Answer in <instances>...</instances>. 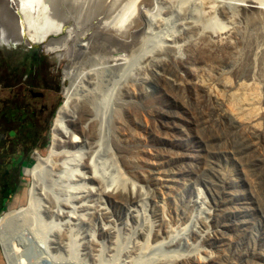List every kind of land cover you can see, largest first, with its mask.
I'll use <instances>...</instances> for the list:
<instances>
[{"label":"rangeland","instance_id":"374dc122","mask_svg":"<svg viewBox=\"0 0 264 264\" xmlns=\"http://www.w3.org/2000/svg\"><path fill=\"white\" fill-rule=\"evenodd\" d=\"M249 1L257 2L264 12V0H148L142 8L149 22L141 26L113 32L112 27L74 28L73 21L68 22L65 31L74 29V37L91 44L86 51L91 59L72 52V39L60 51L49 53L45 46L29 49L24 44L15 48L0 45V163H6L0 170V218L10 209L28 205L32 179L26 171L35 164L37 155L46 157L51 148L54 119L65 101L63 90L69 85L66 72L73 78L91 70L98 88L89 89L97 102L98 118L102 122L107 119V127L116 90H112L113 72L104 63L108 58L106 50L126 43L125 53L121 54L130 62L123 81L146 78L143 90L149 93L144 101H132L145 114L135 119L124 114L122 132L132 139L130 145L137 163L136 172L127 175L128 184L114 172L107 141L104 147L100 142L96 150L103 181L126 184L127 191L136 194L139 207L135 213L109 206L114 213L110 222L90 214L82 216L81 212L63 214L66 219L58 221L62 217L51 216L44 206L42 210L38 206V212L29 213L23 231H11L10 246L0 239V264H8L4 249H10L13 262L20 264H264V134L257 137L255 131H237V155L232 156L227 152L224 125L207 129L193 125L190 130L179 120L213 118L220 125L217 118L221 114L212 104L215 94L210 90L221 87V77L234 79L233 75L247 65L250 75L234 83L262 85L264 93V13L244 11L253 10L250 5L245 7ZM134 3L138 1L117 0L115 14L124 15ZM60 6L57 9L62 13ZM9 12L5 0H0V43L1 39L7 41L3 28L11 35L17 34L11 23H3L10 22ZM188 22H194V26ZM225 28L233 31L229 41L236 48L230 68L223 67L230 60L212 55L207 45L197 50L208 42L211 33ZM65 31L57 40L64 37ZM213 40L210 38V44ZM196 43L199 46L191 47ZM159 61L164 62L161 69L154 65ZM160 70L173 81L164 84L157 77ZM73 71L76 73L71 75ZM202 74L210 78L207 87L200 83ZM182 106L186 110L177 108ZM196 132L206 140L195 147V152L200 148L202 153L197 150L194 158L179 164L190 156L184 151L192 146ZM159 135L170 139L164 145L168 152L162 151L165 140L161 144L154 142V136ZM115 136L121 140V135ZM166 154L168 168L179 172L180 177L173 180L166 199L157 200L153 198L156 181L149 182L152 170L163 165L160 159ZM65 167V173L46 178V190L50 191L53 184L54 192H59V202L69 201L66 163ZM222 176L227 178L222 181ZM9 187L14 190L6 197ZM196 188L202 192L199 198L195 196ZM135 214L138 221L132 219ZM103 227L111 233L104 234ZM67 237L69 242L64 247L49 242Z\"/></svg>","mask_w":264,"mask_h":264},{"label":"bare ground","instance_id":"6f19581e","mask_svg":"<svg viewBox=\"0 0 264 264\" xmlns=\"http://www.w3.org/2000/svg\"><path fill=\"white\" fill-rule=\"evenodd\" d=\"M137 1L138 3H134L130 11L128 7V12H126V10L124 11V13H126L120 16L122 13L120 15L115 14L114 10L117 0H5L8 9H10L8 18L10 22L3 23H11V27L17 30V34H9L6 28H3V31L6 34L5 38H7V41L10 38H14L17 41H24L27 44L45 46L47 53L51 51H60L66 46V43L72 39L75 44L72 48V52L79 57L84 56L85 58L86 56L88 59H91L90 55H86V51L90 50L91 44L74 37V29L69 28L65 31L67 23L73 21L72 25L74 28L78 26H85L87 28L96 26L106 30L107 27H112L113 32L122 31V29H127L133 25L141 26L144 22H149L144 13L145 9L143 11L142 8L147 5L148 0ZM248 3L249 4L245 7H249L250 5L253 10L243 9L244 11L250 13H264L261 7L257 5V2L249 1ZM58 6H60L59 9L63 8L62 13L58 11ZM1 20L2 19H0V21ZM188 24L194 26V22H188ZM64 31V37L57 40L56 37L63 34ZM232 33V30L225 28L220 32L211 33L207 43L201 44V46L196 43L191 45V47L194 48L199 46L197 50H200L202 46L207 45L212 55L216 57L222 56L230 60L228 64L223 66L225 68H230L234 65V58L236 56V48L233 43L229 41V37ZM0 37L3 38L2 36ZM210 38L214 39L212 44H210ZM7 41L1 39V42L6 43ZM125 44L126 43L121 44V46L110 47L106 50L108 58L104 60V63L108 64L106 67L113 72L112 90L113 92L116 90V97L113 99L110 114L111 121H109L110 119L108 120L110 123L108 127L104 121L107 119H104L102 122V120L98 118L99 112L97 110V102L96 99H93V92L89 89L90 86L98 88L97 81L95 76L91 73V70L88 72L85 70V73L77 77L74 75L73 78L70 76V72L65 73V81H67L69 85L63 90L65 101L57 111V116L54 119L51 148L46 157L37 155L38 158L35 159V164L26 171L27 175L32 179V186L28 191V205L19 209H10L0 218V239L2 242L4 240L7 243L6 246H10L9 241L12 237L11 231H23L25 224L29 221V213L32 210L35 211V213L38 212V206L41 207V210L42 206H44L45 212H49L51 216L57 218L70 213L75 214V212H81L82 216L90 214V216L95 218H104L107 222H110L114 216L109 206L120 207L117 209L124 208L127 214H134L139 207L136 194L132 191H127L128 188L125 187L126 184H120L123 185L121 187L115 180H111L112 184L103 181V176L96 161V150L100 148V142L102 141L104 147V140H106L109 146V156L112 160L111 165L117 176L119 175L118 177H120L124 183L128 184L127 175L129 176L136 172L137 163H135V156L132 146L130 145L132 139L122 132L123 126L125 125L124 114L130 119H135L139 114H145V110L138 109L136 107L137 105L135 106L132 101L141 98H143L144 101L149 93L146 94L143 90L146 78L141 77L139 80L138 77L136 81L130 78L131 81L128 83L123 81L130 62V60L127 61L125 58L126 56L124 57L121 54L123 52L125 53V51H123L125 50ZM154 65L161 69L164 62L159 61ZM95 70L96 69H94V71ZM250 70L251 68L247 65L246 68H240L239 71L233 75L234 79L221 77L219 79L221 87H214L210 90L215 94V99H213L212 104L214 108L218 110V114H221V116L217 118L220 125L216 124L213 118L211 121L204 118L196 119L195 117V121L191 120L193 117L191 119L187 118V120L179 118L181 122L186 123L185 127L190 130L193 129V125L198 126L200 129H203L204 126H207L205 128L207 129L224 125L227 135V140L225 142L227 144V152L232 156L237 155V153H234L237 142V131L246 130L249 133L255 131L257 133H255L254 136L257 137L264 134V93L261 92L263 90L262 85L259 87L249 81L238 84L234 83L236 80H242L248 77L250 75ZM75 73L73 71L71 75ZM263 76L264 75H262V77ZM157 77L164 84L167 81H173L170 77H167L163 70L157 73ZM199 80L203 87H207L210 82V78L205 74L199 75ZM122 97L126 98L128 101L122 100ZM149 103L151 104V102ZM177 108L181 111L184 109L186 110L184 106ZM108 113L110 112L108 111ZM234 122L237 123V126L233 125ZM115 133L122 136L119 138L121 139L120 141L115 139V137H117ZM164 140L166 142L162 145V151L168 152L164 145L169 144L170 139L168 137L164 139V137L160 135L154 136V142L157 144L163 143ZM205 141L206 140L196 132L192 141V146L186 147L187 150L184 151L190 156L180 161L179 164L194 158L192 156L197 154V150L202 153L200 148H197L195 152V147L203 142L206 143ZM159 155L160 154H158V157ZM165 159H167V154L160 159L163 165H159L152 170L153 175L149 182L150 185L154 180L156 181L157 192L153 198L157 200H165L170 193L171 185L174 183L173 180H175L176 177H180L179 172H174L172 169L168 168ZM239 161L240 160L237 161L238 164ZM65 163L68 165L67 170L69 176L65 187L68 192L66 196L69 201L59 202V198L57 197L59 192H54L53 184L49 186L51 188L50 191L46 190V178L50 177L53 179L57 175L65 173ZM120 167L123 168V173L122 171L120 172ZM142 174H144V172H141V175ZM226 178L227 176H222L220 179L224 181ZM201 193V190H198L195 196L199 198ZM137 215L138 214L133 215L132 219L137 220ZM65 219L66 217H62L56 220L62 221ZM65 223H69V221H65ZM14 226L15 229H13ZM102 231L104 234L111 233L107 227H103ZM6 234H9V236ZM141 236L146 238L144 233H141ZM49 242L50 244L64 247L68 244L69 238L61 239L58 242L51 240ZM14 249H17L16 246H14ZM4 252L8 264H20L17 261L13 262L10 249H4Z\"/></svg>","mask_w":264,"mask_h":264},{"label":"water","instance_id":"95a60500","mask_svg":"<svg viewBox=\"0 0 264 264\" xmlns=\"http://www.w3.org/2000/svg\"><path fill=\"white\" fill-rule=\"evenodd\" d=\"M22 44L26 45L29 49H38L40 47V45L27 44L24 41H17L14 38H10L6 43L5 42L0 43L1 46L10 47V48H15ZM59 57H62V55H59Z\"/></svg>","mask_w":264,"mask_h":264},{"label":"trees","instance_id":"16d2710c","mask_svg":"<svg viewBox=\"0 0 264 264\" xmlns=\"http://www.w3.org/2000/svg\"><path fill=\"white\" fill-rule=\"evenodd\" d=\"M5 160V159H4ZM7 161V160H6ZM13 162V164H14V162L15 161H12ZM5 166H6V163H4V161L3 162H1L0 163V170H1V168H2V170L5 168ZM15 173H16V176H17V174H18V170H17V168L15 169ZM13 190L14 189H12L11 187H9V189H7V196L6 197H9L10 195H12V192H13Z\"/></svg>","mask_w":264,"mask_h":264}]
</instances>
